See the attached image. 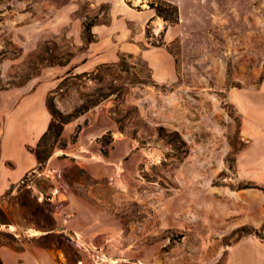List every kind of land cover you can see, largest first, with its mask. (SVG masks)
<instances>
[{
  "label": "rangeland",
  "instance_id": "rangeland-1",
  "mask_svg": "<svg viewBox=\"0 0 264 264\" xmlns=\"http://www.w3.org/2000/svg\"><path fill=\"white\" fill-rule=\"evenodd\" d=\"M31 93L48 129L0 192L1 264L264 250V0H0V135Z\"/></svg>",
  "mask_w": 264,
  "mask_h": 264
},
{
  "label": "crops",
  "instance_id": "crops-1",
  "mask_svg": "<svg viewBox=\"0 0 264 264\" xmlns=\"http://www.w3.org/2000/svg\"><path fill=\"white\" fill-rule=\"evenodd\" d=\"M34 94L26 95L13 109L15 129L19 132L11 131L8 137L0 135V192L32 171L37 163L35 154L28 147L35 145L48 129L49 115L36 103ZM245 242L249 243H238L228 264H264V250Z\"/></svg>",
  "mask_w": 264,
  "mask_h": 264
},
{
  "label": "trees",
  "instance_id": "trees-1",
  "mask_svg": "<svg viewBox=\"0 0 264 264\" xmlns=\"http://www.w3.org/2000/svg\"><path fill=\"white\" fill-rule=\"evenodd\" d=\"M153 5L151 4L150 7H152ZM157 12V11H156ZM159 14V11L157 12ZM165 18V17H164ZM166 19V18H165ZM86 33L87 34H90V29H89V26L86 27ZM45 134V133H44ZM181 143L184 144V141L181 140ZM36 156V159L38 162H40V157L38 155H35ZM9 222H7L5 219H4V216L2 217V215H0V224H4V225H7ZM0 236H11L14 238V236L12 234H9V233H6L4 231H0ZM44 236V238H46L47 234H44L42 235ZM0 264H1V260H0Z\"/></svg>",
  "mask_w": 264,
  "mask_h": 264
}]
</instances>
